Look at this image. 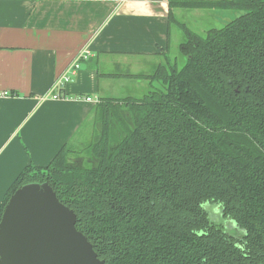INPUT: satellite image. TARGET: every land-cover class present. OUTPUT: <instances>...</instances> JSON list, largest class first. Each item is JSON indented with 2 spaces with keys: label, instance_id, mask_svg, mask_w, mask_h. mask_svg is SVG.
<instances>
[{
  "label": "trees",
  "instance_id": "obj_1",
  "mask_svg": "<svg viewBox=\"0 0 264 264\" xmlns=\"http://www.w3.org/2000/svg\"><path fill=\"white\" fill-rule=\"evenodd\" d=\"M168 5L183 63L165 56L132 75L161 89L99 99L89 157L65 144L47 165H26L0 217L18 187L47 182L104 264H264V0ZM173 7L239 14L202 35ZM214 206L237 227L213 222Z\"/></svg>",
  "mask_w": 264,
  "mask_h": 264
},
{
  "label": "crops",
  "instance_id": "obj_2",
  "mask_svg": "<svg viewBox=\"0 0 264 264\" xmlns=\"http://www.w3.org/2000/svg\"><path fill=\"white\" fill-rule=\"evenodd\" d=\"M168 1L0 0V204L26 165L45 166L83 128L95 131L99 99L140 97L156 87L158 81L132 75L152 74L165 56L175 60L171 27L178 26L168 18ZM196 9L203 8L172 12L186 25L178 15L227 13L190 12ZM81 49L89 55L65 84V97H50Z\"/></svg>",
  "mask_w": 264,
  "mask_h": 264
},
{
  "label": "water",
  "instance_id": "obj_3",
  "mask_svg": "<svg viewBox=\"0 0 264 264\" xmlns=\"http://www.w3.org/2000/svg\"><path fill=\"white\" fill-rule=\"evenodd\" d=\"M75 224L47 182L18 187L0 217V264H104Z\"/></svg>",
  "mask_w": 264,
  "mask_h": 264
},
{
  "label": "rangeland",
  "instance_id": "obj_4",
  "mask_svg": "<svg viewBox=\"0 0 264 264\" xmlns=\"http://www.w3.org/2000/svg\"><path fill=\"white\" fill-rule=\"evenodd\" d=\"M188 11H190V10H187L186 12L188 13ZM193 11L204 13V12H210L211 10H206V9H198L197 10L196 9V10H192L190 12H193ZM220 12L223 16V12H225V11L220 10ZM226 12H227L226 17L224 19H222L223 17L220 19H211V18L204 19V18L197 17V16H191L190 13H188L187 16L178 15V18L186 20L189 28H191L192 30L196 31L197 33L203 35L205 33V30L208 29L209 27H211L213 25L216 27H222L230 18H234L236 15L239 14L237 12H231V11H226ZM171 30H172L171 31L172 32V38H171V47H170L169 51L171 52V54L174 55L173 57L175 58L176 63L180 66L184 60L179 55L178 48H179L180 42L183 40V35L175 25H173L171 27ZM177 32L179 33V35H177ZM155 88L161 89L162 88L161 83L156 82ZM155 88L152 87V88H150V90L155 89ZM95 132H97L96 125H95V131H92V133H91V131H89L88 127H86V128H83V130L81 131L79 136L75 137L74 142L69 145V147L72 149V152H70V156L72 159H76V158H84L85 159V158L89 157V151H88L87 144L90 142V140L92 139V136L94 135ZM80 163L89 164L88 161L83 162L82 160ZM211 205H212L211 202H205L203 204V207L207 210V208H209ZM210 212H211L212 217H213L212 218L210 215V218L213 222H215L217 224L220 223L223 226L226 225L227 227L228 226L231 227V225L233 227H237L236 223L233 222L232 220H231V222L229 221V223H226L227 220L222 216L221 213H219L220 212L219 206L212 207ZM235 230H236V232H232L230 230H228V231H230L233 235L240 237L242 235V231H239L237 229H235Z\"/></svg>",
  "mask_w": 264,
  "mask_h": 264
},
{
  "label": "built area",
  "instance_id": "obj_5",
  "mask_svg": "<svg viewBox=\"0 0 264 264\" xmlns=\"http://www.w3.org/2000/svg\"><path fill=\"white\" fill-rule=\"evenodd\" d=\"M89 55V52L85 49H81L73 58L72 62L66 67V69L55 79L51 93L49 94L52 98H62L65 97L63 94V88L66 83L71 81L76 74L77 70L80 67V61L86 59ZM7 92H4L6 94ZM87 101H90V97L85 98Z\"/></svg>",
  "mask_w": 264,
  "mask_h": 264
}]
</instances>
